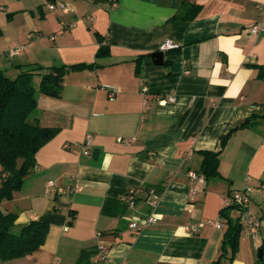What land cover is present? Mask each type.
<instances>
[{
  "label": "crops",
  "instance_id": "0c3cea01",
  "mask_svg": "<svg viewBox=\"0 0 264 264\" xmlns=\"http://www.w3.org/2000/svg\"><path fill=\"white\" fill-rule=\"evenodd\" d=\"M58 1L71 3L73 11L47 8ZM262 2L40 0L42 20L14 32L21 37L9 45L18 46L10 47L16 55L4 51L16 62L11 65H97L68 72L59 97L37 95L33 119L59 131L40 147L21 188L1 208L17 214L16 229L40 219L49 230L38 250L0 264H212L226 228L213 223L223 221L219 210L235 191L247 193L248 209L260 219L258 228L242 225L247 233L239 236L238 251L244 237L251 238L247 246L260 245L264 32L254 35L248 27L259 19ZM96 34L108 46L100 58ZM165 39L177 47L160 50ZM158 51L161 64L152 56ZM109 88L117 90L113 100ZM169 94L174 101H166ZM87 133L96 158L64 147ZM118 136L133 139L119 143ZM206 150L220 151L219 175L193 180L188 172L200 173ZM131 188L133 205L124 197ZM149 189L155 208L146 200ZM150 213L155 223L128 228ZM191 224L198 229L185 228ZM232 264L248 261L236 255Z\"/></svg>",
  "mask_w": 264,
  "mask_h": 264
},
{
  "label": "trees",
  "instance_id": "16d2710c",
  "mask_svg": "<svg viewBox=\"0 0 264 264\" xmlns=\"http://www.w3.org/2000/svg\"><path fill=\"white\" fill-rule=\"evenodd\" d=\"M174 18L177 15L173 16ZM100 43L96 58L108 54V46L96 34ZM96 66V63H74L57 66H34L30 70H21L13 79L0 70V259L10 260L27 256L43 245L49 230V223L40 219H32L22 224L16 231L17 214L4 212L1 202L11 199L14 191L19 190L24 178L35 165L37 151L51 140L59 131L55 126H42L38 122L28 121V116L37 104L36 88L33 76H39L37 90L50 97H59L62 92V80L66 73ZM20 67V66H18ZM225 139H223L224 141ZM222 141V143H223ZM220 151L202 152L200 173L205 179L218 176V160ZM237 209L234 204L222 206L219 210L220 220L226 224L221 237L220 254L212 264L225 258L232 264L236 250L239 248L242 224L230 212ZM259 264H264V240L259 246Z\"/></svg>",
  "mask_w": 264,
  "mask_h": 264
},
{
  "label": "built area",
  "instance_id": "2783aa9c",
  "mask_svg": "<svg viewBox=\"0 0 264 264\" xmlns=\"http://www.w3.org/2000/svg\"><path fill=\"white\" fill-rule=\"evenodd\" d=\"M47 8L49 9H58L63 13H68L70 11H73V7L71 3L67 1H58V2H49L47 4ZM258 8L260 9V17L259 19L251 24L248 27V30L250 33H253L254 35L260 32H264V2L259 3ZM177 47L176 43H173L169 39H165L161 44H160V50L165 51L171 48ZM18 53L17 49H10L9 50V55H16ZM145 89V88H144ZM117 90L115 88H109L108 90V99L113 100L115 97ZM175 96L173 94H169L166 97V101L172 102L174 101ZM146 101L143 103V108H146ZM133 138L128 137L124 138L121 136L117 137V140L120 142L125 141V142H130ZM66 148L68 147H75L77 148L82 154L84 155H91L92 152V134L87 133L83 139L82 142H74V143H66L65 146ZM188 175L191 179L196 180V181H203L204 180V175L202 173H195L193 171H189ZM48 185H53L52 179L48 181ZM229 199L226 200L225 205L228 204H234L237 207L238 210V218L241 224L249 229H254L258 228L260 225V219L258 216L253 214L249 208L250 205V198L247 195L245 191H235L229 195ZM125 200L128 202L129 205H133L134 199H135V190L134 189H129L125 194H124ZM154 192L149 189V192L146 196L147 203L149 204L150 207L155 208L157 206V199H155ZM224 205V206H225ZM156 222V217L154 214L150 213L147 216L143 218H139L137 220H132L129 223L130 229L134 231H139L146 226L152 225L153 223ZM224 223L223 221L216 220L213 225L216 228H220ZM185 228L187 230H192L196 231L198 229V225L196 224H191V225H186ZM105 255V252L103 253Z\"/></svg>",
  "mask_w": 264,
  "mask_h": 264
},
{
  "label": "rangeland",
  "instance_id": "374dc122",
  "mask_svg": "<svg viewBox=\"0 0 264 264\" xmlns=\"http://www.w3.org/2000/svg\"><path fill=\"white\" fill-rule=\"evenodd\" d=\"M40 0H0V69L4 72V74L10 78H14L17 76V74L21 70H30L33 68V64L26 63L23 67H13L11 65L10 58H7V53L4 52L5 50H9L11 48H17V45H11L13 42V39H15L16 42L20 41L21 38L19 35H17L16 32H19L20 30H26V27H30L32 24H37L42 19L40 18L39 11H36L38 9ZM36 7V8H35ZM34 15H32L33 13ZM32 23V24H30ZM18 36V37H17ZM9 49H8V48ZM26 52H22V55L26 56ZM16 62H12L13 65H15ZM41 66H49L45 64H40ZM13 68L15 69V73L13 72ZM18 70V71H17ZM67 74V73H66ZM66 74L63 77H66ZM35 76V77H34ZM33 76V84L36 88V97L39 95V91L37 90L38 85V77L37 74H34ZM63 81V80H62ZM38 95V96H37ZM38 104V102H37ZM36 104V105H37ZM35 105V106H36ZM37 115L35 114V111L31 112L28 116V121H35L38 122L36 119L34 120ZM38 117V116H37ZM39 123V122H38ZM3 207V206H2ZM16 231V228H12L11 231ZM244 232L241 233H247L246 230H243ZM240 233V236H241ZM245 241L243 243V248L240 250H236V255L239 256L242 260L248 261V264H259L258 261V252H259V246L258 245L255 249L252 246H247L250 243V237L246 238L244 237ZM246 244V245H245ZM245 245V246H244ZM235 259V258H234Z\"/></svg>",
  "mask_w": 264,
  "mask_h": 264
},
{
  "label": "water",
  "instance_id": "95a60500",
  "mask_svg": "<svg viewBox=\"0 0 264 264\" xmlns=\"http://www.w3.org/2000/svg\"><path fill=\"white\" fill-rule=\"evenodd\" d=\"M153 58L155 59V62L156 63H159L161 64L163 61H162V58H163V52L162 51H158L156 53H153ZM91 156L92 158H96L97 157V151L96 150H92L91 152ZM261 254V251L259 250V255Z\"/></svg>",
  "mask_w": 264,
  "mask_h": 264
}]
</instances>
